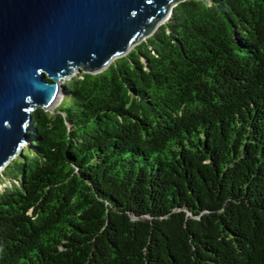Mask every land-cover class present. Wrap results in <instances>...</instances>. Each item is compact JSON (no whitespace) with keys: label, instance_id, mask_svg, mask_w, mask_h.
I'll return each instance as SVG.
<instances>
[{"label":"trees","instance_id":"16d2710c","mask_svg":"<svg viewBox=\"0 0 264 264\" xmlns=\"http://www.w3.org/2000/svg\"><path fill=\"white\" fill-rule=\"evenodd\" d=\"M64 87L1 173L0 264H264V0H185Z\"/></svg>","mask_w":264,"mask_h":264},{"label":"water","instance_id":"95a60500","mask_svg":"<svg viewBox=\"0 0 264 264\" xmlns=\"http://www.w3.org/2000/svg\"><path fill=\"white\" fill-rule=\"evenodd\" d=\"M185 0H0V176L76 73L96 74Z\"/></svg>","mask_w":264,"mask_h":264},{"label":"rangeland","instance_id":"374dc122","mask_svg":"<svg viewBox=\"0 0 264 264\" xmlns=\"http://www.w3.org/2000/svg\"><path fill=\"white\" fill-rule=\"evenodd\" d=\"M170 17V16H169ZM168 19H166L164 22H162L159 26H158V28L161 26V25H163L166 21H167ZM157 28V29H158ZM156 29V30H157ZM77 74V73H76ZM63 85H64V83H63ZM62 98H63V96L62 97H60V98H58L54 103H53V105H51V107H50V109L48 110V111H54L55 109H58L59 108V106L61 105V103H62ZM18 157V156H17ZM16 157V158H17ZM12 162V161H11ZM11 186V182H9V181H3V183H0V191H2L3 189H5V188H7V187H10Z\"/></svg>","mask_w":264,"mask_h":264},{"label":"bare ground","instance_id":"6f19581e","mask_svg":"<svg viewBox=\"0 0 264 264\" xmlns=\"http://www.w3.org/2000/svg\"><path fill=\"white\" fill-rule=\"evenodd\" d=\"M60 97H61V96H60ZM60 97H59V98H60ZM57 99H58V98H57ZM55 101H56V100H55ZM52 105H53V104H52Z\"/></svg>","mask_w":264,"mask_h":264}]
</instances>
